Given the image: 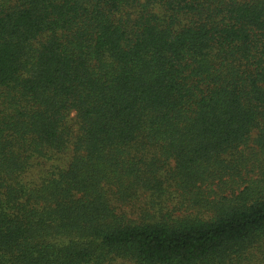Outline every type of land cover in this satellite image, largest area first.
I'll return each instance as SVG.
<instances>
[{
	"label": "trees",
	"instance_id": "trees-1",
	"mask_svg": "<svg viewBox=\"0 0 264 264\" xmlns=\"http://www.w3.org/2000/svg\"><path fill=\"white\" fill-rule=\"evenodd\" d=\"M0 264H264V0H0Z\"/></svg>",
	"mask_w": 264,
	"mask_h": 264
},
{
	"label": "rangeland",
	"instance_id": "rangeland-1",
	"mask_svg": "<svg viewBox=\"0 0 264 264\" xmlns=\"http://www.w3.org/2000/svg\"><path fill=\"white\" fill-rule=\"evenodd\" d=\"M70 123L73 127V130L76 131L78 129V124H77V120H76V115L75 113H72L70 116ZM71 149L66 150V152H64L63 154H61L59 157H57L55 159V163H57L58 165H65L69 159L71 158ZM38 169H35L33 171V177H38Z\"/></svg>",
	"mask_w": 264,
	"mask_h": 264
}]
</instances>
